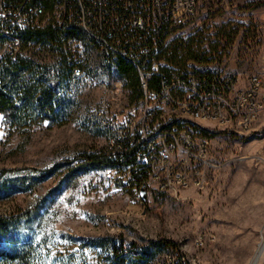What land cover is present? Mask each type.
<instances>
[{"label":"rangeland","instance_id":"rangeland-1","mask_svg":"<svg viewBox=\"0 0 264 264\" xmlns=\"http://www.w3.org/2000/svg\"><path fill=\"white\" fill-rule=\"evenodd\" d=\"M80 73L67 87V120L21 130L0 114V215L30 209L5 245L37 250L38 264H112L121 236L149 256L137 264H251L264 241V112L248 129L198 120L222 165L200 187L177 191L128 182V171L87 164L81 153L112 154L111 130L133 111L130 90L84 36L68 41ZM154 57L202 74L264 78V0H198ZM164 238L177 249H153ZM256 264H264L262 251Z\"/></svg>","mask_w":264,"mask_h":264},{"label":"built area","instance_id":"built-area-1","mask_svg":"<svg viewBox=\"0 0 264 264\" xmlns=\"http://www.w3.org/2000/svg\"><path fill=\"white\" fill-rule=\"evenodd\" d=\"M197 6L198 0H55L52 5L53 25H77L98 44L100 63L124 57L139 73L144 98L120 123L105 118L102 122L113 131L112 145L119 140L139 145L138 159L148 167L146 187L177 191L202 186L208 172L222 164L211 158L209 140L197 130V121L248 129L264 112L260 74L239 80L232 72L211 78L171 67L165 72L162 61L148 53L137 56L129 46L133 40L124 37L132 31L173 28L192 16ZM42 14L43 7L32 0H0V32L8 39L5 48L10 53L18 40L8 26L37 25ZM154 75L157 91L149 89Z\"/></svg>","mask_w":264,"mask_h":264},{"label":"trees","instance_id":"trees-1","mask_svg":"<svg viewBox=\"0 0 264 264\" xmlns=\"http://www.w3.org/2000/svg\"><path fill=\"white\" fill-rule=\"evenodd\" d=\"M32 1L43 7L40 23L24 28L8 26L18 40L12 48V53L5 48L8 39L0 32V114L8 118L11 125L21 130L29 129L44 121L50 125L66 123L67 87L69 80L77 75L75 71H79L76 69L79 62L74 58L68 41L84 36L95 47L96 56L98 50V44L87 37L77 25H53L52 5L55 0ZM173 28L166 26L156 32L132 31L124 37L133 40L129 46L136 51L137 56L143 57L144 53H148L150 58L161 61L158 57H154L153 51L161 46ZM116 34L122 35L120 31H116ZM104 65L116 67L120 77L125 81V88L130 90L129 97L135 105L144 98V92L140 87V75L132 62L124 57H117L111 64ZM165 66H162L161 70L166 72L167 67L170 66ZM180 70L190 71L207 78L214 75ZM157 79L158 75L152 77L149 83L151 91H157ZM101 123L104 128H110ZM110 130L112 131L111 128ZM113 135L112 131L111 137ZM116 144H119L121 148L116 147ZM112 148H114L112 154L89 152L79 154L78 158L87 164L110 165L128 171L130 176L128 182L135 189L140 190L148 175V167L138 159L139 145L128 140H119L112 145ZM30 211L25 209L0 215V264H38L41 259L37 250L30 248L31 245L25 250L11 243L9 246L5 245L6 241H11V227L20 218L28 216ZM117 239L116 244H109L107 257L112 264H137L149 256L147 248L141 252L135 247L134 242H131L127 248L121 236ZM149 245L152 247L150 253L160 246L177 249L175 242L164 238L151 241Z\"/></svg>","mask_w":264,"mask_h":264},{"label":"bare ground","instance_id":"bare-ground-1","mask_svg":"<svg viewBox=\"0 0 264 264\" xmlns=\"http://www.w3.org/2000/svg\"><path fill=\"white\" fill-rule=\"evenodd\" d=\"M262 251H264V241L259 243L258 249H257V251L255 253L254 259H253L251 264H256V262L258 261Z\"/></svg>","mask_w":264,"mask_h":264},{"label":"water","instance_id":"water-1","mask_svg":"<svg viewBox=\"0 0 264 264\" xmlns=\"http://www.w3.org/2000/svg\"><path fill=\"white\" fill-rule=\"evenodd\" d=\"M140 195L142 196V198H144V192H145V186L142 185L141 188H140Z\"/></svg>","mask_w":264,"mask_h":264}]
</instances>
